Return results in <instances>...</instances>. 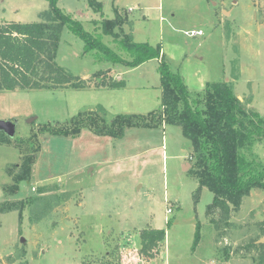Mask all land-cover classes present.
<instances>
[{
  "label": "rangeland",
  "instance_id": "obj_1",
  "mask_svg": "<svg viewBox=\"0 0 264 264\" xmlns=\"http://www.w3.org/2000/svg\"><path fill=\"white\" fill-rule=\"evenodd\" d=\"M96 1L100 13L86 0L57 7L124 60L115 40L160 45L200 107L207 83H227L264 119V0ZM48 11L45 0H0V24L47 23ZM115 18L114 35L101 34L102 20ZM192 30L203 35H184ZM95 54L64 26L56 63L87 87L0 91V120L15 128L11 137L0 131V264H264V190L229 203L227 219L209 208L213 194L199 187L178 126L131 128L119 140L88 128L51 135L77 119L107 127L160 107L158 60L129 68ZM252 158L264 168V132ZM28 163L30 179L19 181ZM146 229L165 230L150 251L139 236Z\"/></svg>",
  "mask_w": 264,
  "mask_h": 264
},
{
  "label": "trees",
  "instance_id": "obj_2",
  "mask_svg": "<svg viewBox=\"0 0 264 264\" xmlns=\"http://www.w3.org/2000/svg\"><path fill=\"white\" fill-rule=\"evenodd\" d=\"M45 1L49 6V11L43 14L47 23L0 24L1 92L56 90L68 85L76 89L87 87L82 79L74 83L76 78L56 63L59 37L64 26L83 40L86 52L95 51L96 56L111 63L136 68L156 59L160 62L161 105L158 109L147 115L117 116L107 127L96 124L94 119H91L92 123L77 119L70 127L51 130V135L74 138L82 129L88 128L98 136L119 140L125 130L131 128L154 129L162 124L178 126L190 141V160L194 162L199 187H206L213 194L209 208H220L224 219H227L229 203L237 204L254 188L264 190V168L250 159L253 146L263 135L264 119L257 113L247 112L229 84L207 83L203 107H200V101L190 99L184 78L170 71L160 45L115 40L119 49L130 56L129 60H124L102 42L100 34L85 32L80 22L59 9V0ZM86 1L95 13H100L99 2ZM101 25V34L107 36H113L114 28L120 26L116 18L102 20ZM97 83L104 85L100 80ZM121 86V82H112L110 88ZM30 164H27L26 173L19 176V181L30 179ZM260 226L264 234V220ZM139 236L142 248L150 251L164 240L165 230L146 229ZM262 255L264 258V250Z\"/></svg>",
  "mask_w": 264,
  "mask_h": 264
},
{
  "label": "water",
  "instance_id": "obj_3",
  "mask_svg": "<svg viewBox=\"0 0 264 264\" xmlns=\"http://www.w3.org/2000/svg\"><path fill=\"white\" fill-rule=\"evenodd\" d=\"M0 131H3L7 136L11 137L15 133L14 124L9 121L0 120ZM264 245V237L259 241Z\"/></svg>",
  "mask_w": 264,
  "mask_h": 264
},
{
  "label": "built area",
  "instance_id": "obj_4",
  "mask_svg": "<svg viewBox=\"0 0 264 264\" xmlns=\"http://www.w3.org/2000/svg\"><path fill=\"white\" fill-rule=\"evenodd\" d=\"M184 35L187 36V37H190V38H195L197 36H202L203 33H202L201 30H198V31L192 30V31H189V32H185ZM167 213L168 214L171 213V210L167 209Z\"/></svg>",
  "mask_w": 264,
  "mask_h": 264
},
{
  "label": "crops",
  "instance_id": "obj_5",
  "mask_svg": "<svg viewBox=\"0 0 264 264\" xmlns=\"http://www.w3.org/2000/svg\"><path fill=\"white\" fill-rule=\"evenodd\" d=\"M163 147V146H162ZM188 165V163H186V164H184L183 165V167L185 168V166H187ZM82 203L84 204V202L82 201ZM169 209V208H168ZM171 213H172V211H171ZM171 213H169V214H171ZM166 214L168 215V213H167V209H166Z\"/></svg>",
  "mask_w": 264,
  "mask_h": 264
}]
</instances>
